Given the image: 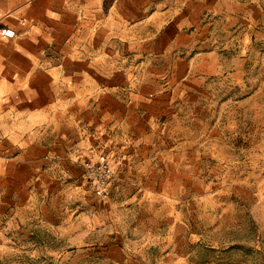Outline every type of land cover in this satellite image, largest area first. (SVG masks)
Wrapping results in <instances>:
<instances>
[{"label":"rangeland","instance_id":"obj_1","mask_svg":"<svg viewBox=\"0 0 264 264\" xmlns=\"http://www.w3.org/2000/svg\"><path fill=\"white\" fill-rule=\"evenodd\" d=\"M211 3L167 106L104 154L107 201L0 205V264H264V0Z\"/></svg>","mask_w":264,"mask_h":264},{"label":"crops","instance_id":"obj_2","mask_svg":"<svg viewBox=\"0 0 264 264\" xmlns=\"http://www.w3.org/2000/svg\"><path fill=\"white\" fill-rule=\"evenodd\" d=\"M212 1L0 0V205L44 218L55 194L71 219L79 162L164 110Z\"/></svg>","mask_w":264,"mask_h":264},{"label":"built area","instance_id":"obj_3","mask_svg":"<svg viewBox=\"0 0 264 264\" xmlns=\"http://www.w3.org/2000/svg\"><path fill=\"white\" fill-rule=\"evenodd\" d=\"M0 35L12 38L14 30L7 26L0 27ZM81 176L93 185V193L96 197L106 200L110 196L109 188L112 182V169L107 157L99 154L96 159H87L81 162Z\"/></svg>","mask_w":264,"mask_h":264}]
</instances>
